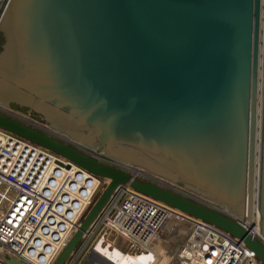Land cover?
<instances>
[{
    "label": "water",
    "instance_id": "95a60500",
    "mask_svg": "<svg viewBox=\"0 0 264 264\" xmlns=\"http://www.w3.org/2000/svg\"><path fill=\"white\" fill-rule=\"evenodd\" d=\"M0 104L251 227L257 209L264 237V0H10L0 22ZM0 128L110 180L55 264L68 263L123 184L221 228L264 264V245L233 219L1 114Z\"/></svg>",
    "mask_w": 264,
    "mask_h": 264
},
{
    "label": "built area",
    "instance_id": "2783aa9c",
    "mask_svg": "<svg viewBox=\"0 0 264 264\" xmlns=\"http://www.w3.org/2000/svg\"><path fill=\"white\" fill-rule=\"evenodd\" d=\"M9 2L0 0V22ZM0 114L95 158L103 165L127 172L135 180L152 183L221 213L243 228L251 229L264 245L258 223L251 227L248 220L233 216L218 204L199 198L181 185L88 148L30 113L0 104ZM103 186L101 177L0 128V264H6V258H16L26 264H55ZM174 218L195 225V229L170 264H260L243 242L221 228L179 214L129 184L116 189L85 236L88 240L82 245L85 248L79 255L74 254L67 264H82L89 243L105 229L118 232L136 248L161 258L168 241H160Z\"/></svg>",
    "mask_w": 264,
    "mask_h": 264
},
{
    "label": "rangeland",
    "instance_id": "374dc122",
    "mask_svg": "<svg viewBox=\"0 0 264 264\" xmlns=\"http://www.w3.org/2000/svg\"><path fill=\"white\" fill-rule=\"evenodd\" d=\"M14 108L18 110V106L13 105ZM24 113H29V111H25L26 109L20 108ZM19 109V110H20ZM199 198V195H197ZM195 196V197H197ZM197 197V198H198ZM204 199V198H203ZM208 202H212L207 200ZM214 203V202H212ZM195 229V225L189 224L187 222H183L180 219L174 218L170 221L166 235H168V246L164 250V254L162 258H154L153 256H149L147 253L140 251L139 256H118L117 259H120L119 264H170L172 259L176 256L179 249L188 241L189 237L192 235ZM141 255V256H140ZM117 257V256H116ZM98 257H93L90 259V256L85 257L82 264H112L109 260H100Z\"/></svg>",
    "mask_w": 264,
    "mask_h": 264
},
{
    "label": "crops",
    "instance_id": "0c3cea01",
    "mask_svg": "<svg viewBox=\"0 0 264 264\" xmlns=\"http://www.w3.org/2000/svg\"><path fill=\"white\" fill-rule=\"evenodd\" d=\"M87 241V238H84L81 246L76 252L78 255L85 248ZM83 244L85 245L82 247ZM138 249L139 248H136L133 244L123 238V236L118 232L111 229H105L96 234V236L91 241V244L89 243L88 248L84 252L83 256H90V259H93V257L96 256L100 260H109L112 264H119L118 261H120V259H117L118 256H139L141 252L139 253L138 251L143 250Z\"/></svg>",
    "mask_w": 264,
    "mask_h": 264
},
{
    "label": "bare ground",
    "instance_id": "6f19581e",
    "mask_svg": "<svg viewBox=\"0 0 264 264\" xmlns=\"http://www.w3.org/2000/svg\"><path fill=\"white\" fill-rule=\"evenodd\" d=\"M262 66H263V60H262V58H261V68H260V78L262 79V80H260V85H259V105H258V115H259V118H258V127H260L261 126V116H262V87H263V69H262ZM20 137V136H19ZM27 140V139H26ZM29 141V140H28ZM36 144V143H35ZM38 145V144H37ZM40 146V145H39ZM41 147H43V146H41ZM45 148V147H44ZM47 149V148H46ZM49 150V149H48ZM62 157V156H61ZM257 163H258V158H257ZM256 176H257V179H256V183H255V186H256V190L258 189V187H259V169L258 168H256ZM104 181V186H103V189H104V187L107 185V184H109V182H110V180H108V179H104L103 180ZM102 189V190H103ZM102 190H101V192H102ZM100 192V193H101ZM200 197H202V196H200ZM202 198H204V197H202ZM255 198H257V195H256V197ZM205 199V198H204ZM205 200H207V199H205ZM210 201V200H209ZM256 209V208H255ZM176 210V209H175ZM176 212L177 213H179V214H185V213H182V212H180L179 210H176ZM255 214H257V215H255V218H254V223H258L259 224V216H260V213L258 212V210L256 209L255 210ZM185 215H187V214H185ZM187 216H189V215H187ZM191 217V216H190ZM194 218V217H193ZM199 220V219H198ZM258 226V225H257ZM164 240H169V237H168V235H166L165 233H164V235H163V237H162V239H161V241L160 242H163L164 243ZM168 244V243H167ZM171 245V244H170ZM168 246V245H167ZM168 247H170V246H168ZM168 247H165V248H168ZM143 252V251H142ZM145 253H147L149 256H151L150 254H149V252L147 251H145ZM163 257V256H162ZM161 257V258H162Z\"/></svg>",
    "mask_w": 264,
    "mask_h": 264
}]
</instances>
